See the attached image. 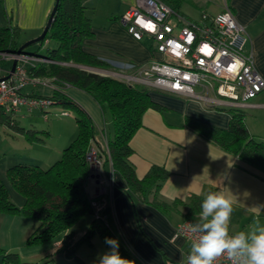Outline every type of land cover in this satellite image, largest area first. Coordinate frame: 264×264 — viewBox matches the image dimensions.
<instances>
[{"label": "crops", "instance_id": "crops-1", "mask_svg": "<svg viewBox=\"0 0 264 264\" xmlns=\"http://www.w3.org/2000/svg\"><path fill=\"white\" fill-rule=\"evenodd\" d=\"M162 1L192 21H200L203 13L214 15L229 9L245 28L248 34L245 51L251 55L255 70L264 77V0ZM134 2L83 0L94 33L93 37L83 41L84 49L107 61L111 70L106 71H127L129 65L159 57L151 50L147 38L135 39L121 20V15ZM54 3L55 0H0V25L17 26L20 30L18 42L22 44L40 34ZM188 6L198 8L197 20L191 18ZM55 44L54 41L51 46ZM11 64L12 58L9 57L0 62V77L9 73ZM91 68L95 70V67ZM62 91L91 117L94 127L92 145L107 152V137L112 132L109 112L79 88L67 85ZM21 93L50 96L53 89L49 84L28 81L21 87ZM150 96L162 108L145 110L141 126L129 141L132 153L128 159L138 178L145 176L154 165L167 172L157 192L151 191L144 197L139 194L130 196L122 178L108 162L92 168L85 189L90 198L97 196L102 189L97 199L103 202L101 211L105 221L101 227L118 235L146 264H186L191 241L177 234L176 228L182 221L196 223L200 220L202 203L199 205L198 200L204 199L209 192H224L234 202L230 233L248 231L255 220L264 218V172L201 136L186 122L187 117H194L225 129L230 119L229 111L210 108L197 100L164 91L150 90ZM253 102L264 103V91L257 94ZM32 111L39 115L43 112L39 108L28 109L21 105L10 117L25 129L39 130L38 135L52 137L53 127L58 124L53 125L51 121L46 128H40L34 123L38 116L32 115ZM242 111L249 132L264 141V106ZM1 112L0 108V119ZM0 125L8 140L7 149L0 151V184L8 188L11 200L21 206L23 197H19L8 181L6 169L17 163L50 165L75 137V132L71 135L62 131L65 133L57 134L56 143L51 144L45 140H26L15 128L1 121ZM75 126L77 133V124ZM85 215L75 239L85 233L93 219L92 214ZM36 225L37 221L31 217L0 213V248L7 251L19 249L20 256L31 261L46 255L54 256L52 253L57 252L65 232L40 245L24 247L21 244ZM55 256L57 261L63 260L62 256L70 259L64 252Z\"/></svg>", "mask_w": 264, "mask_h": 264}, {"label": "trees", "instance_id": "trees-1", "mask_svg": "<svg viewBox=\"0 0 264 264\" xmlns=\"http://www.w3.org/2000/svg\"><path fill=\"white\" fill-rule=\"evenodd\" d=\"M20 30L17 26L0 25V62L1 53H16L21 45L18 42ZM90 18L85 13L83 0H59L51 26L40 46L32 50L30 45L21 53L42 56L55 62L25 63L27 75L31 77L52 78L56 86L50 95L54 104H61L76 112L77 133L62 149L58 159L44 168L37 164L17 163L6 169V177L13 188L23 197L21 206L10 197L8 188L0 184V213L22 214L37 221V225L25 238L26 245L42 243L64 233L57 249L65 256L74 255L77 264H85L75 255V234L73 227L85 214L92 213L90 197L85 182L91 174L92 166L85 154L92 145L94 127L91 117L72 99L63 93L67 85L79 88L91 95L103 110L109 112L112 122L111 135L107 137V152L98 150L102 165L110 163L112 170L122 178L127 192L146 196L159 189L167 172L156 165L152 166L142 178H138L129 161L132 149L129 141L141 126V117L146 109L162 106L153 101L150 90L140 84H127L109 75H102L80 67V65L109 68L107 61L84 49V40L93 37ZM47 38L56 44L44 52L39 49ZM32 45V44H31ZM38 96V95H37ZM0 121L15 128L29 141H43L38 135L41 131L19 126L1 109ZM47 111V110H46ZM228 127L223 129L194 117H187V125L206 139L217 144L226 152L235 154L242 161L264 172V141L255 138L244 122V111L228 109ZM99 199V195L95 196ZM203 199L198 200V204ZM94 218L90 222L82 240L91 241L95 234L105 244V238L119 242V252L133 264H146L130 250L123 240ZM80 237V238H81ZM74 242V243H73ZM106 245V244H105ZM109 250V247L106 245ZM0 264H60L54 263L52 255L42 260H27L15 251L0 248ZM71 258V257H67Z\"/></svg>", "mask_w": 264, "mask_h": 264}, {"label": "built area", "instance_id": "built-area-1", "mask_svg": "<svg viewBox=\"0 0 264 264\" xmlns=\"http://www.w3.org/2000/svg\"><path fill=\"white\" fill-rule=\"evenodd\" d=\"M121 20L135 39L147 38L151 50L159 57L129 65L127 71H111L115 78L194 99L210 108L228 111L264 106L253 102L264 91V77L255 70L251 55L245 51L248 41L245 28L229 9L214 15L203 13L200 21H192L162 0H135L121 15ZM1 55L16 58L17 64L11 80H0V108L8 114H13L21 105L47 112L54 104L50 96L24 95L21 87L28 81L40 80L27 75L25 63L55 61L25 53ZM51 88L56 86L53 84ZM60 114L70 115L66 110ZM44 117L47 119L46 114ZM85 159L92 168L103 162L94 145L87 150ZM101 192L102 189L98 195ZM102 203L95 196L90 199L93 218L103 223ZM191 224L194 223L182 221L176 233L193 242L197 237L190 230ZM214 264H233V261L225 253Z\"/></svg>", "mask_w": 264, "mask_h": 264}, {"label": "clouds", "instance_id": "clouds-1", "mask_svg": "<svg viewBox=\"0 0 264 264\" xmlns=\"http://www.w3.org/2000/svg\"><path fill=\"white\" fill-rule=\"evenodd\" d=\"M233 200L224 192H209L201 204L200 220L190 225L196 239L191 242L187 264H214L223 254L233 264H264V224L255 221L248 231L230 233ZM109 251L98 256L97 264H133L123 258L116 239L105 238Z\"/></svg>", "mask_w": 264, "mask_h": 264}, {"label": "rangeland", "instance_id": "rangeland-1", "mask_svg": "<svg viewBox=\"0 0 264 264\" xmlns=\"http://www.w3.org/2000/svg\"><path fill=\"white\" fill-rule=\"evenodd\" d=\"M187 9H190L189 13L191 18L197 20L199 18V12H198V8L195 7V9L192 6H188ZM44 47L40 48L39 50L41 52H44L47 48L51 47V45H53L54 40L51 38H47L46 41H44ZM40 46V42L34 43L32 45H30V48L32 50H36L38 49ZM4 58H8V57H4ZM13 59V58H12ZM90 67V66H85V65H80V67ZM82 67V68H83ZM102 75H109L112 77H115L112 75L111 71H106L108 69L111 70V68H95V70L93 68H84ZM102 70V71H101ZM40 80L39 82L44 83V84H49L50 86L53 85L52 83V78H45V77H39ZM54 90V89H53ZM150 90V89H149ZM41 96V95H39ZM62 110H66L70 113V115H61L60 112ZM32 115L34 114L35 116V121L34 123L39 126L40 128H46L47 124L51 121H53V125L54 124H58L57 127H53V135L52 137H47L45 136L44 139L46 141V143H51L53 144L54 142L56 143V138H57V134H61V133H65L66 131L71 134L72 132H75L73 136L76 135V122L74 117H76V112L74 110H71L70 108H66L61 104H53L51 105L48 109L47 112H41V114H37L35 111H32L31 113ZM47 115V119L44 118V115ZM53 119H62V120H53ZM1 126V125H0ZM65 131V132H62ZM6 133L5 131L2 130V128H0V151L2 152L3 150L7 149L6 146V141L7 138L5 137ZM44 168L48 167L49 165H43ZM19 195V194H17ZM19 197H22L19 195ZM90 214L92 213H87L85 215V217H89ZM93 216V215H92ZM82 221H84L83 219L80 220L77 224L74 225L73 230H74V234L77 235L79 228H81L82 225ZM256 221V220H255ZM259 221L261 222V224H264V218H260ZM87 222V221H86ZM255 224V222H253ZM252 223V224H253ZM253 224V227H254ZM252 227V228H253ZM35 228V227H34ZM251 229H249L248 231H250ZM245 231V232H248ZM81 236H77L74 242H77L74 246L75 249V255H77L85 264H97L98 261V256L104 252L109 251L108 248L106 247V245L104 244L102 238L100 236H98V234H95L93 236V238L91 239L90 242H88L87 240H82ZM48 242V241H46ZM73 242V243H74ZM45 243V242H42ZM42 243H37V244H32V245H26L25 241H22V245H25L24 247H28V246H34V245H40ZM10 251H15V252H19V249H12ZM61 251L52 253L54 256V259L52 260L54 263L56 262V258L57 256H55L56 254H59ZM1 256V254H0ZM63 260L59 261L60 264H77V259L74 257V255L71 256H67V257H71L70 259H64V256H62ZM44 258V257H43ZM38 260V259H35ZM42 260V259H39Z\"/></svg>", "mask_w": 264, "mask_h": 264}, {"label": "water", "instance_id": "water-1", "mask_svg": "<svg viewBox=\"0 0 264 264\" xmlns=\"http://www.w3.org/2000/svg\"><path fill=\"white\" fill-rule=\"evenodd\" d=\"M58 1L59 0H55V3L52 7V10L49 14V17L47 19V22L46 24L44 25L43 29L41 30L40 34L37 35L36 37H33L27 41H25L24 43H22L19 47H18V50L16 52V54H20L22 52V50L27 47L28 45H31V44H34V43H37V42H40L47 34L50 26H51V23L53 21V18H54V14H55V11L57 9V5H58ZM16 64H17V59L16 58H13L12 59V64H11V67H10V70H9V73L3 77H0V80L1 79H12L13 77V73L15 71V67H16ZM83 67V66H82ZM83 68H91V67H83Z\"/></svg>", "mask_w": 264, "mask_h": 264}]
</instances>
